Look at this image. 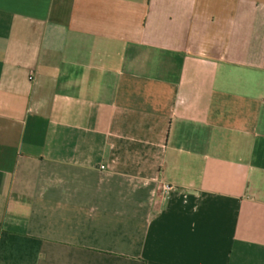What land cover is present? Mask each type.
Instances as JSON below:
<instances>
[{
	"label": "crops",
	"instance_id": "1",
	"mask_svg": "<svg viewBox=\"0 0 264 264\" xmlns=\"http://www.w3.org/2000/svg\"><path fill=\"white\" fill-rule=\"evenodd\" d=\"M0 264H264V0H0Z\"/></svg>",
	"mask_w": 264,
	"mask_h": 264
},
{
	"label": "built area",
	"instance_id": "2",
	"mask_svg": "<svg viewBox=\"0 0 264 264\" xmlns=\"http://www.w3.org/2000/svg\"><path fill=\"white\" fill-rule=\"evenodd\" d=\"M170 188H171L170 185H168V184H165V185H164V190H165V192H168V191L170 190Z\"/></svg>",
	"mask_w": 264,
	"mask_h": 264
}]
</instances>
